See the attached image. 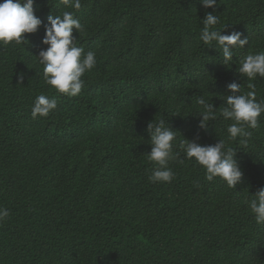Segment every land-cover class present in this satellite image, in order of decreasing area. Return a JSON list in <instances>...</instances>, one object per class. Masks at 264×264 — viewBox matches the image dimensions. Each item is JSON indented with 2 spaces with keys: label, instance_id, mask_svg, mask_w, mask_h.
<instances>
[{
  "label": "trees",
  "instance_id": "16d2710c",
  "mask_svg": "<svg viewBox=\"0 0 264 264\" xmlns=\"http://www.w3.org/2000/svg\"><path fill=\"white\" fill-rule=\"evenodd\" d=\"M36 0L43 21L22 44H0V264H264V224L249 202L264 187V114L247 145L229 138L219 115L228 85L253 84L264 99V78L238 70L264 52V0ZM73 13L83 26L77 46L96 54L77 96L48 85L38 55L50 15ZM213 12L225 34L249 38L229 66L200 40ZM226 28L223 29V27ZM242 36V38H243ZM25 73L23 82L18 76ZM57 100L33 119L38 95ZM204 97L217 119L199 127ZM176 131L171 183H153L150 121ZM237 149L243 171L235 188L188 159L185 139ZM198 182V186H197Z\"/></svg>",
  "mask_w": 264,
  "mask_h": 264
},
{
  "label": "clouds",
  "instance_id": "9594fccd",
  "mask_svg": "<svg viewBox=\"0 0 264 264\" xmlns=\"http://www.w3.org/2000/svg\"><path fill=\"white\" fill-rule=\"evenodd\" d=\"M36 0H0V44H22L27 40L25 34L35 33L39 30L43 21L35 14ZM61 3L79 9L80 0H61ZM205 9L217 6L218 0H200ZM220 19L213 12H206L202 19L203 28L200 40L208 46L217 47L222 52L223 63L229 66L233 60L234 50L243 48L249 43V38L242 33L232 31L225 34L217 28ZM227 25L223 27L226 28ZM45 36L42 43L47 48H42L38 55L39 63L43 65L45 82L56 91L68 96H77L81 93L85 82L82 77L90 72L97 63L96 54L77 46V35L74 32H82L83 26L73 13L65 11L63 15H50L48 24L44 25ZM243 36V38H242ZM28 41V40H27ZM238 72L246 76L250 81L257 76L264 78V52L250 54L243 58ZM25 73L18 76L23 82ZM250 91L242 93L241 85L230 83L226 106L219 115L225 120H231L227 132L233 141H239L241 145H247L252 133L249 129L259 126L260 117L264 114V99L257 100L255 86L248 85ZM200 117L199 127L207 129L209 122L217 119V108L214 103H209L204 97H198ZM57 100L44 94L38 95L33 103L31 115L33 119L38 116L47 117L57 108ZM147 131L151 136V151L149 160L157 167L153 168L149 180L153 183H171L175 178V172L169 166L175 159L174 142L176 131L164 119L158 122L150 121ZM197 139H185L180 142V148L188 159L195 161L206 170V179L212 181L219 177L230 188H235L241 181L243 171L236 159L237 149L227 146L224 139L220 138L215 144H201ZM198 186V182H197ZM251 212L259 224H264V187L258 189L254 198L249 202ZM10 211L0 206V223L7 220Z\"/></svg>",
  "mask_w": 264,
  "mask_h": 264
}]
</instances>
